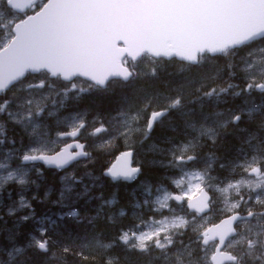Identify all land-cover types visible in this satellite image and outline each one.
I'll list each match as a JSON object with an SVG mask.
<instances>
[{
  "label": "snow or ice",
  "instance_id": "1",
  "mask_svg": "<svg viewBox=\"0 0 264 264\" xmlns=\"http://www.w3.org/2000/svg\"><path fill=\"white\" fill-rule=\"evenodd\" d=\"M238 51L246 55L237 57ZM164 58L178 61L186 75L161 90ZM61 80L66 83L54 88ZM117 88L116 107L91 125L79 112L57 116L66 100L112 96ZM222 103L228 106L217 110ZM173 114L183 120L182 138L165 137L164 147L154 146L160 159L152 163L171 172L178 193L141 182L142 202L134 192L135 203L114 210L115 198L101 194L90 198L101 201L95 215L69 210L55 219L36 217L23 193L45 168L65 170L61 180L72 181L54 201L61 207H68L65 193L83 183L67 172L82 157L91 162L77 139L82 130L91 127L88 135L101 148L120 139L131 148L136 134L150 139L157 125H171ZM49 117L56 120L55 139ZM61 142L63 148L53 147ZM209 145L213 151L202 155ZM225 145L217 157L214 149ZM132 158L133 151L121 152L103 175L136 179L143 165L131 166ZM214 165L228 177L212 175ZM193 180L197 204L189 194ZM12 185L18 202L6 187ZM5 192L12 200L7 205ZM129 207L133 214L124 224ZM20 209L25 212L14 219L10 243L0 247V264H264V0H0V221L6 224L5 215ZM213 213L219 223L209 221ZM65 217L75 220V232ZM27 222L33 228L17 246ZM115 248L123 260L109 251Z\"/></svg>",
  "mask_w": 264,
  "mask_h": 264
},
{
  "label": "trees",
  "instance_id": "2",
  "mask_svg": "<svg viewBox=\"0 0 264 264\" xmlns=\"http://www.w3.org/2000/svg\"><path fill=\"white\" fill-rule=\"evenodd\" d=\"M223 61H218V63H222ZM174 63L176 62H169L164 61L163 66L159 68L158 74H159V87L161 90H163L164 82L170 83L172 86H176L177 84L183 82L184 77L186 73L180 72L178 68L174 67ZM177 64V63H176ZM181 67V65H178ZM121 94V89L117 88L116 93L112 96H98L95 94H85L80 99L76 100L74 103L73 109H68L69 112H81L86 117H94L97 114L104 116L108 111L114 109L116 107V102ZM239 103V100L236 101ZM223 107H227L228 105L223 104ZM191 107V105H190ZM220 107V106H219ZM82 109V110H80ZM175 128L176 131L174 132L172 129ZM181 129H183V120L180 118L179 115L173 114L171 117V125L165 123L163 127H156L155 131L153 132L150 139H147L146 141H141L139 147L134 150V154L138 156L139 158L146 161V163L143 164L142 173L140 174V179L142 181H148L151 184H156L163 182V169L160 167H154L148 165L147 158H150V155L148 153H145V151L148 148V145L152 143L153 145H157L160 147H164V139L165 137H176L177 139L182 138ZM137 143V142H136ZM146 146V150H144V147ZM225 146H218L216 149H214L215 155L217 157H222L225 154ZM205 153L209 154L208 152L213 151L211 147H205ZM204 152V151H203ZM107 162V159H105L103 156H94L92 161L86 165V161L83 163L86 165L83 170L88 172L92 175V178H98L101 177L102 170L105 168V164ZM217 167V166H216ZM223 171V170H222ZM221 171V172H222ZM98 176V177H97ZM35 179V177H33ZM52 178V179H51ZM91 178V180H92ZM102 183H105V186L100 187V185L96 181V189L100 188V190H95V193H91L86 196H82L80 199H77V197H73L69 195V198L67 201L71 202V205L68 207H71L72 210H77V212L80 213L81 216L84 215H95V209L99 206L95 205L94 199H90L91 197L100 196L103 194V197L105 199H108L110 194L113 193L115 189L118 188V195H117V202L118 207L125 206V203H127L128 198V191L132 188L131 185L127 184H118L113 185L109 183L108 180L101 177ZM93 181V180H92ZM93 183V182H92ZM58 183V175L53 172L52 170L44 169V177L37 180V183L35 185H31L26 192L23 193L25 198L33 205V209L35 210L36 217L40 218L44 216L45 214L52 216L53 219L56 218L57 214H63L65 212L58 211L62 208H59L61 206L53 207L50 204L56 201L58 192L60 191L61 187H59ZM9 191H12V200L19 199V196L16 194V191H13V188H15V185L12 186H6ZM50 188V189H49ZM49 191V192H48ZM15 193V194H14ZM37 195L39 196V200H32V196ZM45 193V194H44ZM50 193V198L48 200H44L43 198ZM83 193V192H82ZM29 195V196H28ZM4 196V204H10L12 200H9L7 198V192L3 194ZM16 196V197H15ZM18 196V198H17ZM15 197V198H14ZM74 198V199H73ZM85 198V199H84ZM77 199V200H76ZM83 199V200H82ZM88 199H90V202L88 203ZM43 200V201H42ZM8 201V202H7ZM46 201V202H45ZM66 201V202H67ZM78 203H77V202ZM98 202V201H97ZM84 203V204H83ZM87 203L89 205H87ZM73 204V205H72ZM85 205V206H83ZM74 207V208H73ZM59 208V209H57ZM83 208V209H82ZM89 208V209H88ZM57 209V210H56ZM22 211V212H21ZM58 211V212H57ZM94 211V212H93ZM126 211L128 212L129 209L127 208ZM25 210L18 211L14 217H8L5 215L4 219L7 221L6 224L3 223V221H0V229H4V231H0V247H3L4 245L9 244V240L7 239L9 232L14 229V219L15 217H18L20 215H23ZM62 212V213H61ZM87 212V213H86ZM122 222L125 224H128L131 220L129 214L128 218H122ZM75 220L71 217H65V220L63 221L64 224H66L70 230L73 232L76 231L77 225ZM98 225L103 228L104 227V221H98ZM32 222H27L20 225V235L16 237V243L17 246H22L21 242L24 240L25 236L27 235L29 231L32 230ZM82 227V226H81ZM111 236V229H106L104 231V242H109V238ZM109 251L114 252V254L117 255V258L123 260L124 253L122 252L121 248H115L110 249Z\"/></svg>",
  "mask_w": 264,
  "mask_h": 264
},
{
  "label": "rangeland",
  "instance_id": "3",
  "mask_svg": "<svg viewBox=\"0 0 264 264\" xmlns=\"http://www.w3.org/2000/svg\"><path fill=\"white\" fill-rule=\"evenodd\" d=\"M243 55H246V52L245 51H238V53H237V57H239V56H243ZM150 59V58H149ZM163 62L164 61H162L161 62V66H160V68L163 66ZM177 63V62H176ZM174 63V67H176V68H178V70H180V72H182V73H186V70L184 69V68H182V67H180V66H178V65H180V63ZM60 84H63L62 82H57V84L54 86V88H56V89H58L59 88V86H60ZM75 101L76 100H66L65 101V108H63V109H61L58 113H57V116L58 117H60V118H63V117H65V116H70V115H75L76 113H69V112H66L65 113V111H67L68 109H73V107H74V103H75ZM223 105V103L222 104H220L219 106H218V109L217 110H223L224 109V107L222 106ZM80 110H82V109H80ZM48 122H49V124L51 125V130H52V137H53V139H55V132H56V120H55V118H53L52 119V117H49L48 118ZM167 122V121H166ZM165 122V123H166ZM89 124L91 125V121L89 122ZM167 124H168V122H167ZM159 125H157V127H158ZM159 127H161V126H159ZM91 130V127H89V129L88 130H85L84 132H83V134H82V141L86 144V147H87V149L90 151V150H98V149H101V150H103V151H105L106 152V155H112V156H116L119 152H121V151H124V150H132V146H133V144H135L136 142L137 143H139V142H141V141H146V140H143V138L142 137H140L139 136V134H136V136H134L133 137V142H132V144H131V148H126L125 147V143H124V141H123V139H120L119 141H117V142H115V146L114 147H108V146H105L104 148H101V147H99V144H100V141H99V139H96V138H92V137H90L89 135H88V131H90ZM25 143H27V138H25ZM62 145V142L60 143V144H58V145H54L53 147H55V148H59L60 146ZM154 146H157V145H153L152 143H150L149 145H148V148H147V150H146V146L144 147V150H146L145 151V153H148L149 155H150V158H147V163H148V165H150V166H154V167H158L157 165H154L152 162L153 161H155V160H159L160 159V156H159V154H158V152H156V151H154L153 149H154ZM111 152V153H110ZM144 163H146V161H144V160H142L141 158H139V157H136L134 154H133V166H138L139 164H144ZM79 166L80 165H78V166H76L75 168H73L72 170H70V171H67L68 172V174H69V177L70 176H76L75 175V172H76V170L79 168ZM215 166V165H214ZM161 169H163V168H161ZM164 171V172H163ZM163 173L164 174H166V176H165V181H166V184H163V185H158V184H156V185H154V184H152V185H154V186H163V187H165L166 189H168L169 191H173L174 193H178L179 191H180V189H178V188H176V186L174 185V184H172L171 183V181L169 180V176L171 175V172L169 171V170H166V169H163ZM166 172V173H165ZM31 174V173H30ZM65 175V173L64 172H62L61 174H58V183H59V185H60V187H61V190L64 188V185H65V183H68V184H71L72 183V181H71V179L69 178L68 180H66V181H62L61 180V177L62 176H64ZM87 177H88V179H91L92 178V175L91 174H89L88 172L85 174ZM77 177V176H76ZM78 179H79V177H77ZM141 182H144V181H141ZM141 182H138L137 184H136V187H134L133 189V191H135L136 192V198L137 199H139L140 200V202H142V199H143V197L140 195V193H139V191H138V189H139V186L141 185ZM148 183V182H147ZM149 184H151V183H149ZM191 184L193 185L192 187H191V192L189 193L192 197H194L196 194H197V192H198V190L196 189V187H194V185L196 184V181L195 180H193L192 182H191ZM84 186H85V184H75V185H73V187H72V191L70 192V193H68V192H66L65 193V204H67L69 201H67V199L69 198V194H72V192H74V191H78V190H80V191H84ZM188 187H189V185L186 183L185 184V186H184V188H185V190H187L188 189ZM202 187H203V185H202ZM61 190L58 192V195H57V200L60 198V192H61ZM207 190V189H206ZM243 191H246V189H242ZM209 191V194L211 195H215V196H217V197H219L220 196V193L219 192H215L214 190H208ZM31 195H33V193H31ZM131 196H133V194H131ZM154 198V197H153ZM45 199V198H44ZM132 199V203H135L136 202V200L132 197L131 198ZM222 199V198H221ZM19 201V199L17 200V202ZM67 201V202H66ZM185 201H187V200H185ZM88 202H89V199H88ZM169 204L170 205H173V206H175V207H179L178 205H176L175 204V202L174 201H169ZM184 204H185V202H184ZM51 206H53V207H56V206H58L57 204H55L54 202H53V204L51 203L50 204ZM184 206V205H183ZM224 205L221 203L220 205H219V207H223ZM17 207H18V204H17ZM59 208H62V207H59ZM59 208H57V209H59ZM185 208V207H184ZM56 209V210H57ZM20 210H22V209H20ZM19 210V211H20ZM61 210V209H60ZM60 210H58V211H60ZM57 211V212H58ZM138 213L139 212H141V210L140 209H137L136 210ZM132 212H133V210H132ZM165 212H167V210H165ZM143 215H144V217L145 218H147L150 214L146 211V210H144L143 211V213H142ZM181 215H183V213H180ZM169 218H171V217H169ZM157 219H162V217H160V216H157ZM219 220V217H218V215L217 214H215V213H213L212 215H210L209 216V221H212V222H217Z\"/></svg>",
  "mask_w": 264,
  "mask_h": 264
},
{
  "label": "bare ground",
  "instance_id": "4",
  "mask_svg": "<svg viewBox=\"0 0 264 264\" xmlns=\"http://www.w3.org/2000/svg\"><path fill=\"white\" fill-rule=\"evenodd\" d=\"M53 119V118H52ZM49 121V120H48ZM52 125V124H51ZM56 127V126H55ZM134 141V140H133ZM137 149V148H136ZM111 153V152H110ZM87 165V164H86ZM52 179V178H51ZM103 184V183H102ZM103 185H105V184H103ZM60 187V186H59ZM101 187V186H100ZM50 189V188H49ZM61 190V189H60ZM49 192V191H48ZM15 194V193H14ZM45 194V193H44ZM112 194V193H111ZM29 196V195H28ZM16 197V196H15ZM14 197V198H15ZM94 197V196H93ZM17 198H18V196H17ZM45 198V199H44ZM43 199L44 200H48L49 198H50V193H48L45 197H44ZM32 199V198H31ZM74 199V198H73ZM85 199V198H84ZM77 200V199H76ZM83 200V199H82ZM43 201V200H42ZM8 202V201H7ZM46 202V201H45ZM77 202V201H76ZM78 203V202H77ZM89 203V202H88ZM87 203V205H89ZM53 204V203H52ZM84 204V203H83ZM67 205L68 206H70L71 205V202H68L67 203ZM73 205V204H72ZM33 206V205H32ZM83 206H85V205H83ZM74 208V207H73ZM83 209V208H82ZM89 209V208H88ZM69 210H72V208L71 207H65V208H62L60 211H62V212H68ZM78 210V209H77ZM77 210H75V211H77ZM22 212V211H21ZM61 212V213H62ZM94 212V211H93ZM79 213V212H78ZM87 213V212H86ZM18 214V213H17ZM58 215V214H57ZM38 217V216H37ZM6 218V217H5ZM16 218V217H15ZM123 221V220H122ZM75 222V221H74ZM125 224V223H124ZM33 226V225H32ZM69 228V227H68ZM27 234V233H26Z\"/></svg>",
  "mask_w": 264,
  "mask_h": 264
},
{
  "label": "water",
  "instance_id": "5",
  "mask_svg": "<svg viewBox=\"0 0 264 264\" xmlns=\"http://www.w3.org/2000/svg\"><path fill=\"white\" fill-rule=\"evenodd\" d=\"M164 59H167V58H164ZM33 74H35V73H33ZM116 163V162H115ZM57 170V169H56ZM57 171H61V170H57ZM107 177V176H106ZM108 178H110L111 179V177H108ZM112 180V179H111ZM113 181V180H112ZM201 195V194H200ZM200 195L199 196H197L196 198H194L192 201H193V203L194 204H197V203H199V198H200ZM192 211H195V209H192Z\"/></svg>",
  "mask_w": 264,
  "mask_h": 264
},
{
  "label": "flooded vegetation",
  "instance_id": "6",
  "mask_svg": "<svg viewBox=\"0 0 264 264\" xmlns=\"http://www.w3.org/2000/svg\"><path fill=\"white\" fill-rule=\"evenodd\" d=\"M103 184H105V183H103ZM103 184L101 183V187L105 186V185H103Z\"/></svg>",
  "mask_w": 264,
  "mask_h": 264
}]
</instances>
